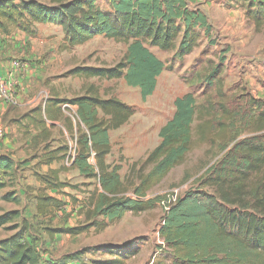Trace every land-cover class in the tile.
Segmentation results:
<instances>
[{"label": "trees", "instance_id": "16d2710c", "mask_svg": "<svg viewBox=\"0 0 264 264\" xmlns=\"http://www.w3.org/2000/svg\"><path fill=\"white\" fill-rule=\"evenodd\" d=\"M105 1L108 9H102L97 0H0V34L19 30L32 35L35 24H53L61 27L70 46L98 35L123 42L125 54L114 67L76 66L67 73L84 79L123 78L128 86L139 88L144 100L153 93L156 77L163 69V62L146 44L162 50L175 47V37L181 29L177 21L181 22L183 35L177 53L182 57L196 44L194 28H204L207 34L210 30L205 16L188 8L185 0ZM257 9L255 22L259 27L264 20V4ZM216 73L220 74V66L209 74L207 84L221 85L220 79H213ZM218 89L223 97L224 92ZM242 100L211 102L205 106L206 119L199 122L200 133L205 142L218 141L221 155L197 179V187L177 196L175 201H170V196L143 198L183 163L192 149L191 125L196 118L193 93L174 99V113L159 129L158 144L136 171L133 168L136 183L132 179L128 186L120 177L121 166L108 163L106 157L110 153L108 132L129 120L133 114L131 107L114 97H99L91 85L81 96L69 100L49 98L43 106L25 112L23 118H30L37 128L31 141L33 148L41 147L38 163L50 166L64 160L68 148L64 145L49 148L53 125L47 121L62 116V103L75 106L78 129L72 135L74 154L70 164L80 175L96 181L86 191L78 209L85 223L72 228H49V235L52 232L76 235L90 227L101 230L120 220L127 211L137 213L156 201H164L168 209L162 216L158 235L169 249L173 264H264V101L252 96ZM68 120L66 117L65 121ZM71 126L68 124V130ZM209 133H219L217 140L210 138ZM91 153L94 163L89 162ZM16 164L10 156L0 154V202L19 203L14 190L4 192L8 187L4 178L14 171ZM60 169L48 168L36 176L42 186L33 197L36 214L51 216L66 205L64 200L45 194L46 190H55L78 202L71 194L62 192L64 187L77 189V186L61 181ZM128 189L135 198L125 194ZM7 224H11L7 229L15 232L0 239V264H40L38 249L25 238L29 229L27 220L18 210H8L0 214V227ZM130 242L118 247L100 245L98 251L113 257L97 264H125L129 255L120 249ZM84 251L64 254L50 264H85Z\"/></svg>", "mask_w": 264, "mask_h": 264}, {"label": "rangeland", "instance_id": "374dc122", "mask_svg": "<svg viewBox=\"0 0 264 264\" xmlns=\"http://www.w3.org/2000/svg\"><path fill=\"white\" fill-rule=\"evenodd\" d=\"M97 3L102 9H106L105 0H97ZM263 4L264 0H217L208 8L190 6L194 11L201 12L205 16L210 30L207 34L204 28H194L192 33H196V44L191 52L185 53L182 57L177 53V46L183 35L181 22L177 21L181 29L175 37V47L162 50L149 43L146 44L149 50L163 62V69L156 77L153 93L144 100L141 99L139 88L128 86L123 78L84 79L68 75L69 70L65 71L64 67L56 73L57 76L48 75L39 83L32 81L28 92L32 97L40 88L43 89L38 101L41 105L43 100L49 99H46V96L51 94L49 89L51 87L61 91L63 99L69 100L79 93L84 94L92 85L99 97H114L131 107L133 114L129 120L117 129L109 131L110 153L106 157L108 163L121 166L119 174L126 186L132 182V179L133 183H136V169L158 144L159 129L174 113V99L188 92L193 93L196 98V118L191 125L192 149L187 153L183 163L173 168L158 185L148 191L143 200H152L154 197L165 198L173 192L181 196L184 192L197 187V179L221 155L217 146L218 141L214 144L205 142L200 133L199 122L206 119V116H203L205 106L211 102L233 103L246 96L261 99L259 96L264 91L262 69L264 59L259 53L264 49V20L258 27L255 17L258 15L257 8ZM33 29L34 33L27 34V39L21 47L20 44L16 45V40L8 39L6 42L11 52L9 57L19 60L21 67L25 64H36L43 54L52 50L58 53L66 52V57L58 58L56 66L66 64L74 67L111 68L123 58L126 51L123 42L103 35L70 46L58 25L35 24ZM12 32L18 34L17 37L22 36L16 30ZM31 54L39 57L31 58L29 57ZM216 66H220V74L216 73L213 79H220L221 85L207 84V78ZM47 71H49L48 66ZM69 76L72 78L69 79ZM218 88L224 92L223 97L219 95ZM45 90L48 92L46 95ZM65 110L66 116L74 118L77 122L75 111L70 107H65ZM66 129L63 132L60 126L50 127L51 136L48 143L50 149L59 145L67 146V156L64 160L53 162L49 167L39 164L41 147H38L26 152L24 160L17 161L14 171L4 178L8 184L4 192L14 190L19 203L0 202V214L8 210H18L27 220L29 229L25 233V238L38 249L40 264L56 262L64 254L80 250H85L82 255L85 264H97L111 258V255L98 251L100 243L124 244L129 241L131 242L120 249L121 253L136 252L137 254L142 249L141 246L144 243L146 245L139 256L128 258L125 264H140V262L145 264L151 254L161 246L158 228L164 209L159 201L137 213L128 211L120 220L108 224L101 230L90 227L76 235L59 232H52V235H49V228H72L85 223L78 209L86 196V191L91 190L96 183L94 179L80 175L78 170L71 166L70 158L74 147L72 134L78 127L72 132ZM218 134L209 133V136L217 140ZM48 168H61L58 173L59 179L77 186V189L64 187L62 192L71 194L78 202L75 203L70 197L58 194L55 190H46L45 194L64 200L66 205L51 216H43L36 214L33 197L42 187L36 176L47 172ZM125 194L135 198L131 189ZM9 225L11 224L0 227V238L15 232L7 229Z\"/></svg>", "mask_w": 264, "mask_h": 264}, {"label": "crops", "instance_id": "0c3cea01", "mask_svg": "<svg viewBox=\"0 0 264 264\" xmlns=\"http://www.w3.org/2000/svg\"><path fill=\"white\" fill-rule=\"evenodd\" d=\"M215 1L217 0H185L188 8L194 5L208 8L212 6V4ZM106 9H108V6L106 7ZM16 32L21 33L22 36L17 37L18 34L17 35L14 34L15 32H12L8 35L0 34V77L1 78L6 77L7 71L9 70L11 66V62L13 60H17L16 58L9 57L11 52L9 48L7 47L6 42L8 41V39L16 40L17 41L16 45L18 46L20 44V47H21L22 44L25 43V39H27V36H28L26 33L22 31L16 30ZM64 52L58 53L57 51L48 50L47 53L43 54L42 58L36 61L37 62L36 64H33V63L25 64V66L21 68V71L18 72L17 74L18 84L14 88L15 103L6 104L0 101V131H2V135L0 136V154L8 155L14 161L17 162V161L24 160L25 159L24 154L32 150L33 145L31 141V137L37 133V130H36L37 128L34 127L30 123V118H23V114L35 108L36 106L40 105L38 101L40 98L39 96H41V91L43 89L40 88V90H38L35 96L30 97V94L28 92L30 91L29 87H31L30 84L32 81L35 83L36 82L39 83L41 80H44L48 75L49 77H51L52 75L57 76L56 73L62 70L63 67L64 69L66 68L65 71L72 69V67H74L72 65L67 66L66 64H64V66H60V65L56 66L58 58L63 57V56L66 57V52L65 54ZM259 55L264 59V49L261 53H259ZM29 57L37 59L39 56L31 54V56ZM47 66L49 67V71H47ZM262 69L264 71V61L262 63ZM70 78L72 77L69 76V79ZM49 89H51V94L50 93L48 94L46 90H45L46 92H44L45 95L46 94L49 95V96L48 95L46 96V99L53 98V97L62 98L61 91L57 90L56 88H55L56 90H54L53 87ZM81 95L82 94L79 93V95H75L72 97L81 96ZM259 97H261L260 100L264 101V91L262 92V94H260ZM45 101L46 100H43V104H41V106L44 105ZM65 107H70L73 111L76 110L75 106L63 104L61 105V108L63 109L62 116L55 121H50V122L47 121V124L48 125L52 124L53 126H58V127L60 126L64 132L65 130H67L66 128H68V124L71 123L72 128L71 130H68V132L69 131L72 132L73 130H75L77 122L74 118H69L68 120L69 122L65 121V118L66 117L68 118V116H66L65 114V111H66ZM80 126L83 127L81 124ZM31 130H33L32 133H31ZM72 135H75V132ZM5 237H2V238H5ZM100 244L109 245V246L122 245V243L115 244L111 242L110 243L104 242ZM160 244L161 246H159V250H156L154 253H152L151 257L146 261L145 264H173V257L171 253L169 252V249L165 246L162 240H160ZM145 245L146 243H144L141 246L142 249L140 250V252L143 251ZM140 252L137 254L134 253V254H126V255H129V258L130 257L134 258V257L139 256ZM110 257H113V256H110ZM72 264H78V263H72Z\"/></svg>", "mask_w": 264, "mask_h": 264}, {"label": "built area", "instance_id": "2783aa9c", "mask_svg": "<svg viewBox=\"0 0 264 264\" xmlns=\"http://www.w3.org/2000/svg\"><path fill=\"white\" fill-rule=\"evenodd\" d=\"M21 62L18 60H13L11 62V66L9 70L7 71V75L5 78L0 77V101L4 102L6 104H14L15 103V91L14 88L18 84V78L17 74L19 71H21ZM2 135V131H0V136ZM74 151V149H73ZM74 154V152H73ZM93 153H91V156L89 157V162L94 163L93 160ZM73 156V155H72ZM170 201H175L177 197V193L173 192L170 195ZM169 202V200H168ZM161 205L163 206L164 211H166L168 208L166 207V204L164 201H160Z\"/></svg>", "mask_w": 264, "mask_h": 264}]
</instances>
